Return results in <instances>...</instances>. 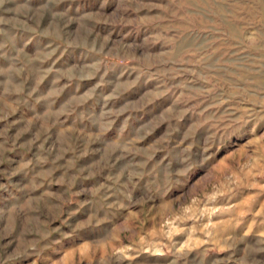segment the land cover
Segmentation results:
<instances>
[{
	"label": "rangeland",
	"instance_id": "obj_1",
	"mask_svg": "<svg viewBox=\"0 0 264 264\" xmlns=\"http://www.w3.org/2000/svg\"><path fill=\"white\" fill-rule=\"evenodd\" d=\"M0 264H264V0H0Z\"/></svg>",
	"mask_w": 264,
	"mask_h": 264
}]
</instances>
